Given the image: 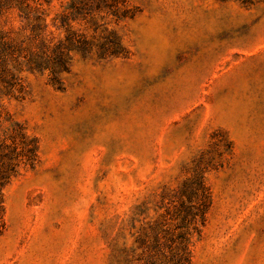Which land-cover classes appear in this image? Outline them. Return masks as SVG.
<instances>
[{
	"label": "rangeland",
	"instance_id": "rangeland-1",
	"mask_svg": "<svg viewBox=\"0 0 264 264\" xmlns=\"http://www.w3.org/2000/svg\"><path fill=\"white\" fill-rule=\"evenodd\" d=\"M70 2L27 0L39 30L0 11V156L37 146L3 189L0 264H176L182 223L189 264H264V0ZM64 16L92 52L57 89L25 62Z\"/></svg>",
	"mask_w": 264,
	"mask_h": 264
},
{
	"label": "trees",
	"instance_id": "trees-1",
	"mask_svg": "<svg viewBox=\"0 0 264 264\" xmlns=\"http://www.w3.org/2000/svg\"><path fill=\"white\" fill-rule=\"evenodd\" d=\"M27 0H0V11L10 7H17L20 15L25 20H32L34 23L32 29H41V17L36 14V11L31 12L30 7L26 3ZM99 4L105 3V0H94ZM79 0H71L67 10L69 11L70 18L76 20V15L79 14V9L76 6ZM100 7L90 8L89 12L95 11ZM113 15L116 14L113 11ZM69 18L64 16L61 18L60 27L65 29L67 34L63 41L55 45L49 53L42 52L41 54L32 56L25 62V66L28 71L44 72L48 71L50 76V82L57 89H61L60 74L67 73L70 68L72 60L71 54H81L83 56L89 55L92 52L89 43L83 39V37L77 35L75 32L70 30L68 23ZM46 27V26H43ZM106 43L99 47L98 56L101 59L106 57H116L124 52V48L120 42L114 38L105 39ZM20 147H14L8 153H4L0 158L4 161L0 162V232L4 228V203H3V189L12 176L17 173L19 165H28L32 167L37 159V146L34 140H26L23 136H20ZM202 189V188H201ZM204 191V190H202ZM205 201H202L200 209H197V213L194 214L193 224H196V219L204 221V214L206 211ZM195 220V221H194ZM183 222V221H182ZM186 223V221H184ZM191 224V223H190ZM179 233L176 235L174 240L171 241L175 246V258L176 264H189V232L188 226L179 225ZM195 228V227H194ZM159 245V238L155 235L153 237V244L146 247V250L155 249Z\"/></svg>",
	"mask_w": 264,
	"mask_h": 264
}]
</instances>
